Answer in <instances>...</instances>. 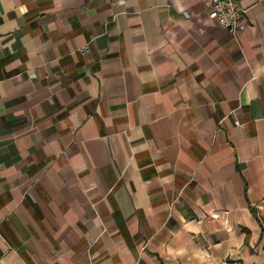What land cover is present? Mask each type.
Returning <instances> with one entry per match:
<instances>
[{
	"label": "crops",
	"instance_id": "crops-1",
	"mask_svg": "<svg viewBox=\"0 0 264 264\" xmlns=\"http://www.w3.org/2000/svg\"><path fill=\"white\" fill-rule=\"evenodd\" d=\"M0 0V264H264V0Z\"/></svg>",
	"mask_w": 264,
	"mask_h": 264
},
{
	"label": "built area",
	"instance_id": "built-area-1",
	"mask_svg": "<svg viewBox=\"0 0 264 264\" xmlns=\"http://www.w3.org/2000/svg\"><path fill=\"white\" fill-rule=\"evenodd\" d=\"M209 5L208 16L218 26L233 36L242 32L246 25L244 11L236 0H203Z\"/></svg>",
	"mask_w": 264,
	"mask_h": 264
}]
</instances>
